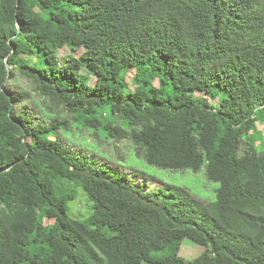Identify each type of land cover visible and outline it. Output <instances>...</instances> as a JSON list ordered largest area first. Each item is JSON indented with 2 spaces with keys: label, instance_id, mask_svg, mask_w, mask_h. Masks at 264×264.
I'll use <instances>...</instances> for the list:
<instances>
[{
  "label": "trees",
  "instance_id": "obj_1",
  "mask_svg": "<svg viewBox=\"0 0 264 264\" xmlns=\"http://www.w3.org/2000/svg\"><path fill=\"white\" fill-rule=\"evenodd\" d=\"M65 46L83 54L52 66ZM16 71L77 130L128 139L163 171L204 169L215 200L148 191L91 153L39 144L74 131L28 108L8 85ZM259 113L264 0H0V264H264ZM80 193L90 212L75 219ZM185 241L203 252L184 259Z\"/></svg>",
  "mask_w": 264,
  "mask_h": 264
},
{
  "label": "rangeland",
  "instance_id": "obj_2",
  "mask_svg": "<svg viewBox=\"0 0 264 264\" xmlns=\"http://www.w3.org/2000/svg\"><path fill=\"white\" fill-rule=\"evenodd\" d=\"M82 54L83 49L75 52L65 46L59 49L56 55L50 56L49 62L55 67L66 59L72 57L78 59ZM84 73H88L86 69ZM90 84L92 86L95 85V78L92 76L90 77ZM159 84V81L156 79L154 84L155 87L159 88ZM8 85L16 92L28 95V102L26 104L29 109L35 110V112L40 115L48 111L60 122H68L71 129L74 131V136L72 137L61 134L52 137L49 141H40L39 144L49 145L54 143L61 149L73 148L81 152L91 153L93 156L100 159L104 165L123 172L124 174H128L133 183L138 187L146 188L148 191L158 189L162 186V183H171L189 189L194 197L202 203L215 200L216 190L219 188V184L209 182L204 169L198 173L192 171L172 173L149 166L142 156L137 155L138 150L130 140L115 141L113 139L110 140V142H105L96 136L93 130H89L88 128L77 130L71 114L57 104L52 105L48 99L41 97L39 93H37L32 82L23 77L18 71L15 72L13 79H9ZM128 85L132 90L138 85L136 80H134L133 70L128 76ZM204 91L205 86L202 85L197 88L195 95L201 97L204 95ZM215 103H217V101H215ZM49 107L51 108L49 109ZM257 118V130L254 133L256 145L254 147L256 151L261 154L264 153V119L262 113L257 114ZM95 145L100 152L94 150ZM246 148V145L242 147L241 154L244 153ZM89 212L87 200L84 195L80 193L76 202L71 204L70 215L75 219H82L87 218ZM37 224L38 226L50 224V230H53L54 227L52 221H46L42 216L38 218ZM202 252L203 248L201 246H197L190 241H185L180 255L184 259L191 261L196 259Z\"/></svg>",
  "mask_w": 264,
  "mask_h": 264
},
{
  "label": "water",
  "instance_id": "obj_3",
  "mask_svg": "<svg viewBox=\"0 0 264 264\" xmlns=\"http://www.w3.org/2000/svg\"><path fill=\"white\" fill-rule=\"evenodd\" d=\"M7 67H8V65H7Z\"/></svg>",
  "mask_w": 264,
  "mask_h": 264
}]
</instances>
